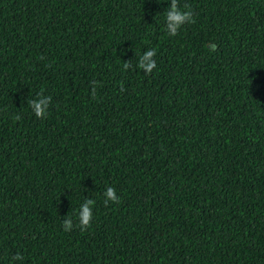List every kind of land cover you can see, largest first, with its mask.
Here are the masks:
<instances>
[{
    "label": "trees",
    "instance_id": "16d2710c",
    "mask_svg": "<svg viewBox=\"0 0 264 264\" xmlns=\"http://www.w3.org/2000/svg\"><path fill=\"white\" fill-rule=\"evenodd\" d=\"M179 4L0 0V264H264V0Z\"/></svg>",
    "mask_w": 264,
    "mask_h": 264
},
{
    "label": "clouds",
    "instance_id": "9594fccd",
    "mask_svg": "<svg viewBox=\"0 0 264 264\" xmlns=\"http://www.w3.org/2000/svg\"><path fill=\"white\" fill-rule=\"evenodd\" d=\"M163 15L165 16V30L172 37H175L178 34L184 24L195 23L193 18L194 13L191 11L189 5L185 4L182 10L179 0H170V7L164 11ZM156 54L155 49L145 51L144 54L138 58V68L147 74H151L156 68V61L154 59ZM41 59H43V57H41ZM130 68H132V60L123 62V70L127 71ZM123 90V85H121V91ZM92 95L95 96V88L92 90ZM51 99V96H44L41 94L38 99L28 101L30 108L38 119L46 117ZM15 119L19 120V115H17ZM103 195L105 197V205H107L109 201L112 203H118L120 200V197L117 195L116 190L113 187H107ZM94 205V200L85 199L77 210L78 224L76 226L79 227L81 231H85L91 226ZM62 228L65 232L73 229V220L70 213L63 220ZM14 259L20 260L22 257L17 254Z\"/></svg>",
    "mask_w": 264,
    "mask_h": 264
}]
</instances>
